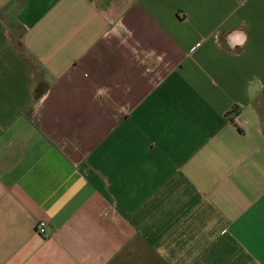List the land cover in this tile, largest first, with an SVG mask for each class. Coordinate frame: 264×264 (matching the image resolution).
Masks as SVG:
<instances>
[{"label": "crops", "instance_id": "obj_1", "mask_svg": "<svg viewBox=\"0 0 264 264\" xmlns=\"http://www.w3.org/2000/svg\"><path fill=\"white\" fill-rule=\"evenodd\" d=\"M0 264H264V0H0Z\"/></svg>", "mask_w": 264, "mask_h": 264}, {"label": "built area", "instance_id": "obj_2", "mask_svg": "<svg viewBox=\"0 0 264 264\" xmlns=\"http://www.w3.org/2000/svg\"><path fill=\"white\" fill-rule=\"evenodd\" d=\"M36 232L42 236H46V224L44 220H40L35 224Z\"/></svg>", "mask_w": 264, "mask_h": 264}, {"label": "rangeland", "instance_id": "obj_3", "mask_svg": "<svg viewBox=\"0 0 264 264\" xmlns=\"http://www.w3.org/2000/svg\"><path fill=\"white\" fill-rule=\"evenodd\" d=\"M38 70H39V68H38ZM39 74H42V72H40Z\"/></svg>", "mask_w": 264, "mask_h": 264}]
</instances>
